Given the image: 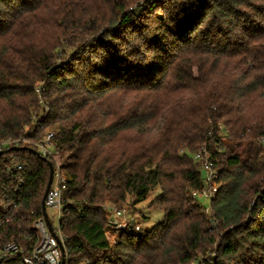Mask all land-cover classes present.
<instances>
[{
	"label": "trees",
	"instance_id": "trees-1",
	"mask_svg": "<svg viewBox=\"0 0 264 264\" xmlns=\"http://www.w3.org/2000/svg\"><path fill=\"white\" fill-rule=\"evenodd\" d=\"M49 134L43 161L30 150ZM262 139L264 0H0V143L26 140L0 156V249L35 246L50 162L67 177L65 264H264ZM205 145L220 170L212 230L192 198ZM155 188L164 222L111 244L109 207Z\"/></svg>",
	"mask_w": 264,
	"mask_h": 264
},
{
	"label": "built area",
	"instance_id": "built-area-1",
	"mask_svg": "<svg viewBox=\"0 0 264 264\" xmlns=\"http://www.w3.org/2000/svg\"><path fill=\"white\" fill-rule=\"evenodd\" d=\"M40 92V91H39ZM220 132L223 136L228 135V130L222 125H219ZM53 134H49L44 142L37 145V152L44 158L56 157L51 147V138ZM212 139L208 141L211 143ZM264 145V139L261 140ZM21 144H26V140H7L0 143V153L5 152L7 148H19ZM192 160L198 166L202 174V186L199 190L192 193V198L197 201L199 198L209 202V207L201 206L204 215L207 217L211 229H214L217 225L215 220L214 211L212 208V202L216 199L219 189V177L220 170L218 168V160L213 156L211 150L207 145L203 146L200 151L192 155ZM53 180L50 190L45 198V208L55 211L58 219V227L55 228L53 222L48 219L51 224L52 230H50L44 216L40 219H36L32 222V229L36 233L37 241L31 251L25 252L20 246H18L13 240L0 249V264L12 260L15 256H21L22 264H62L63 252L61 245L64 247L63 234L60 230V220L62 218V207L64 203L63 188L67 183V177L62 173L59 163L54 166ZM9 179H14L18 185H22L26 181L25 163L15 157H11L7 160V166L5 170ZM3 204L1 207H4ZM110 214L107 215L108 226L110 231L112 230H124L127 227L134 228L135 230H141V223L137 222L132 216H127V210L110 208L108 209ZM9 222V218L6 221H0V223ZM106 237L110 242L109 231L106 232Z\"/></svg>",
	"mask_w": 264,
	"mask_h": 264
},
{
	"label": "rangeland",
	"instance_id": "rangeland-1",
	"mask_svg": "<svg viewBox=\"0 0 264 264\" xmlns=\"http://www.w3.org/2000/svg\"><path fill=\"white\" fill-rule=\"evenodd\" d=\"M160 194H161L160 189L155 188L154 190H152L148 194L146 200L143 201L142 203H140L139 205H137V207L135 209L134 208L131 209L128 207H125L126 209L124 208L128 212L127 216L128 217L132 216L137 222L141 223L142 229L144 231L151 230L154 226L164 222L165 215L162 211L155 210V209L150 210L148 208V204L150 203V201L153 200L154 198L158 197ZM197 203L199 205L207 206V207H209V205H210L209 202L204 200L203 198L197 199ZM110 208H112V207H109V209ZM47 214H48L50 220L53 222L54 227L57 228L58 227V219H57V215H56L55 211L48 208ZM108 214H110V211L108 212ZM143 217H145L146 220H143ZM209 227H210V230H212L210 223H209ZM108 231H109V235H110V243L113 244L115 241V238H116V233L119 230L110 231V229L108 228ZM211 255L213 256V253H210L205 257H210Z\"/></svg>",
	"mask_w": 264,
	"mask_h": 264
},
{
	"label": "water",
	"instance_id": "water-1",
	"mask_svg": "<svg viewBox=\"0 0 264 264\" xmlns=\"http://www.w3.org/2000/svg\"><path fill=\"white\" fill-rule=\"evenodd\" d=\"M13 151H21V150H24L23 148H13L12 149ZM33 154L39 156L43 161H47L46 158L42 157L37 151H33V150H30ZM5 153L4 152H1L0 153V156H3ZM48 166H49V180H48V183H47V187H46V191H45V195H44V200H43V203H42V209H43V216H44V219L45 221L47 222L50 230H52L51 228V224L49 222V219H48V216H47V212H46V208H45V198L50 190V187H51V184H52V180H53V174H54V167L53 165L48 162ZM61 249H62V252H63V261H62V264H65L66 263V255H65V249L64 247L61 245Z\"/></svg>",
	"mask_w": 264,
	"mask_h": 264
}]
</instances>
